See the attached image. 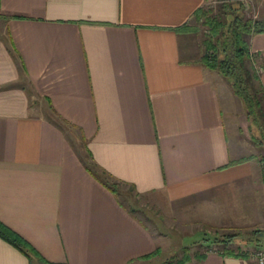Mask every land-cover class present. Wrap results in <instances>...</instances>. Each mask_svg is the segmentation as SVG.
<instances>
[{
    "label": "crops",
    "instance_id": "0c3cea01",
    "mask_svg": "<svg viewBox=\"0 0 264 264\" xmlns=\"http://www.w3.org/2000/svg\"><path fill=\"white\" fill-rule=\"evenodd\" d=\"M207 3L0 0V221L48 262L140 264L160 246L104 172L201 225L264 215L244 101L191 28ZM245 39L264 99V32ZM211 246L189 264H256ZM0 264L44 263L0 237Z\"/></svg>",
    "mask_w": 264,
    "mask_h": 264
},
{
    "label": "rangeland",
    "instance_id": "374dc122",
    "mask_svg": "<svg viewBox=\"0 0 264 264\" xmlns=\"http://www.w3.org/2000/svg\"><path fill=\"white\" fill-rule=\"evenodd\" d=\"M241 2H243L244 8L242 12L246 17L259 19L260 15L264 14L260 9L258 0H241ZM204 9L208 10L212 17L217 18L221 22L228 21L231 16L230 12L222 7L220 0H208ZM190 24L197 35L202 37L205 52V40L207 39L209 28L202 20H196L195 17L192 18ZM243 38L248 45L245 35ZM246 58L247 56L243 60V67L247 79H249L248 84H250L248 73L251 72L253 77L255 73L250 63L246 62ZM257 92L251 88L253 95ZM256 96L259 104L261 103V106L258 104L257 108L261 114V117L259 116L260 125L256 124L251 117H248L246 112L247 122L244 129L239 133L243 138L241 147L245 148L246 159L257 162L261 170L262 182H264V99L261 98L260 94ZM118 197L124 205L136 211L135 213L154 231L160 241L159 253L140 264H163L166 261L176 264L183 257L184 246L189 248L191 260L186 263L189 264L196 260L195 254L205 252L207 248L212 247L207 246L208 240L205 238H221L224 234L238 232L241 235L228 245H233L237 251H245L247 258H250L256 264H259L257 260L258 253H264V215L261 218L252 220V225L247 228H216L205 224L201 225L185 218L180 219L176 216L178 215L177 212L168 210L171 209L168 204H165V208H161L157 204H153L150 198L136 194L127 185L120 184ZM159 199L162 201V197Z\"/></svg>",
    "mask_w": 264,
    "mask_h": 264
},
{
    "label": "trees",
    "instance_id": "16d2710c",
    "mask_svg": "<svg viewBox=\"0 0 264 264\" xmlns=\"http://www.w3.org/2000/svg\"><path fill=\"white\" fill-rule=\"evenodd\" d=\"M222 7L230 12L228 21L221 22L212 17L208 10L200 8L196 10L194 16L197 20H202L209 28L207 39L205 40V52L201 62L219 71L225 78L230 80L235 93L244 101L248 117H251L256 124H259L258 98L249 90L247 75L243 67V60L249 54L248 45L244 41V35L264 32V19L246 17L243 14V2L241 0L222 1ZM234 1V2H230ZM260 125V124H259ZM233 162H230V164ZM104 175V177H103ZM101 181L116 195L119 194V186L122 182L112 179L109 174H102ZM241 233L224 234L223 237L205 238L208 240L207 246L222 245V252L227 256L247 258L245 251H237L228 244L233 242ZM0 237L19 249L26 256L37 257L44 264H54L45 260L38 251L22 236L6 226L0 221ZM195 254L196 260L205 257L207 251ZM159 253V249L150 254L142 256L143 259H150ZM191 260L189 248L184 246L183 257L176 264H186ZM163 264H172L164 262Z\"/></svg>",
    "mask_w": 264,
    "mask_h": 264
},
{
    "label": "built area",
    "instance_id": "2783aa9c",
    "mask_svg": "<svg viewBox=\"0 0 264 264\" xmlns=\"http://www.w3.org/2000/svg\"><path fill=\"white\" fill-rule=\"evenodd\" d=\"M257 260L259 261V264H264V253H258Z\"/></svg>",
    "mask_w": 264,
    "mask_h": 264
},
{
    "label": "water",
    "instance_id": "95a60500",
    "mask_svg": "<svg viewBox=\"0 0 264 264\" xmlns=\"http://www.w3.org/2000/svg\"><path fill=\"white\" fill-rule=\"evenodd\" d=\"M222 1H229V0H222Z\"/></svg>",
    "mask_w": 264,
    "mask_h": 264
}]
</instances>
